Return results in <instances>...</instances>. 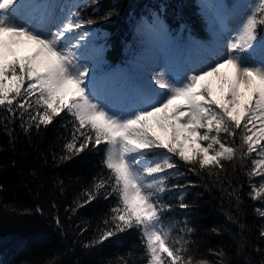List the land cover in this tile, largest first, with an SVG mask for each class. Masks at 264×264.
Instances as JSON below:
<instances>
[{
    "label": "snow or ice",
    "instance_id": "snow-or-ice-1",
    "mask_svg": "<svg viewBox=\"0 0 264 264\" xmlns=\"http://www.w3.org/2000/svg\"><path fill=\"white\" fill-rule=\"evenodd\" d=\"M27 7L25 0H0V108L18 116L25 132L46 128L62 113L70 115L71 139L61 161L90 146L106 145L103 164L108 176L94 181L73 212L101 194L104 199L116 196L117 204L98 237L85 247L137 229L147 264H210L189 255L186 235L191 228L185 224L173 235V227L165 224L170 206L161 195L177 168L172 157L191 165L189 171L209 177H219L228 163L240 160L243 166L251 158L248 176L264 177V42H259L264 0L243 6V21L214 66L180 77L161 72L152 77L155 89L138 93L132 107L117 110L100 99L90 75L84 43L90 33H77L96 21L69 9L56 24V12L49 6L21 22L17 14ZM155 30L164 34L162 26ZM20 49L27 54L19 55ZM251 195L254 200L264 196V180L252 186ZM179 207H189L183 197ZM260 235L264 237V231ZM210 254L218 257L216 264H226L223 251ZM119 264L128 262L121 258Z\"/></svg>",
    "mask_w": 264,
    "mask_h": 264
},
{
    "label": "trees",
    "instance_id": "trees-1",
    "mask_svg": "<svg viewBox=\"0 0 264 264\" xmlns=\"http://www.w3.org/2000/svg\"><path fill=\"white\" fill-rule=\"evenodd\" d=\"M78 2L81 18L96 21L92 27L109 33L101 55L108 66L133 61L142 25L151 30L162 26L170 34L206 35L197 0ZM71 121L62 113L46 128L25 132L18 116L0 108V264H119L121 258L128 264H147L137 229L85 247L98 237L117 198L101 194L73 212L75 202L95 180L107 178L108 170L103 164L106 145L60 160L71 139ZM172 159L177 168L161 195L170 206L164 222L173 227V235L185 224L193 230L186 235L189 255L216 264L218 257L210 253L223 251L226 264H264V216L257 211H264V196L254 200L251 195L252 186L259 187L264 177L248 176L251 158L243 166L240 160L226 164L219 177L189 171L191 165ZM181 197L188 208L179 207Z\"/></svg>",
    "mask_w": 264,
    "mask_h": 264
},
{
    "label": "rangeland",
    "instance_id": "rangeland-1",
    "mask_svg": "<svg viewBox=\"0 0 264 264\" xmlns=\"http://www.w3.org/2000/svg\"><path fill=\"white\" fill-rule=\"evenodd\" d=\"M201 7L202 16L211 21L210 31L211 39L208 43L194 40L189 47H186L184 53L182 47L171 49L163 47L159 38L153 31L147 33L150 42H147L142 50L138 61L137 80L133 76L124 77L126 74L123 67L119 66L111 70L95 72L96 67H90V75L95 77L97 93L100 99L105 102L109 108L117 110L119 108L132 107L131 100L138 93L147 89H155L152 77L161 72L170 73L172 76H183L184 74H193L206 69L224 58L227 51V44L232 40L241 25L247 8L243 7L252 2V0H231L224 3L222 0H216L219 6H211L207 1L197 0ZM29 7L21 10L17 18L21 21H27L32 17L39 16L47 7L51 6L56 12L55 23L58 24L64 14L75 6V1L71 0H47L46 3L38 0H25ZM44 7H42V5ZM39 5V7H37ZM63 8L64 12L60 9ZM221 25V26H220ZM52 31L55 27L49 26ZM87 31L90 33L88 39L84 42L87 47V55L98 49L101 43L108 37L106 32L98 28L82 29L77 33ZM262 35V34H261ZM166 39V38H164ZM83 51V49H81ZM183 53V54H182ZM19 55L27 54V49L18 50ZM260 59L257 54L256 61ZM116 83L118 85H116ZM156 91H161L156 89ZM219 95L218 89H216Z\"/></svg>",
    "mask_w": 264,
    "mask_h": 264
}]
</instances>
